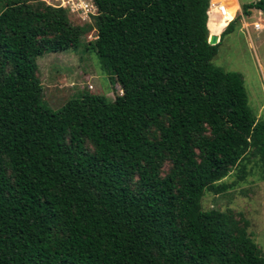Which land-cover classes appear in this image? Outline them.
Instances as JSON below:
<instances>
[{"label":"trees","instance_id":"obj_1","mask_svg":"<svg viewBox=\"0 0 264 264\" xmlns=\"http://www.w3.org/2000/svg\"><path fill=\"white\" fill-rule=\"evenodd\" d=\"M94 3L73 26L65 8L0 0V264H264L248 219L204 207L264 182V120L242 74L213 63L211 0ZM92 31L122 93L54 112L37 61Z\"/></svg>","mask_w":264,"mask_h":264},{"label":"rangeland","instance_id":"obj_2","mask_svg":"<svg viewBox=\"0 0 264 264\" xmlns=\"http://www.w3.org/2000/svg\"><path fill=\"white\" fill-rule=\"evenodd\" d=\"M39 1L58 7L59 0ZM82 1L84 0H63L62 2V7L69 11L73 26L92 23L93 14L88 11H93V7L96 9L94 15L98 13L94 0L88 1L89 8ZM239 1L242 5H248L261 0ZM227 3L231 6V12L226 20H231L238 2L233 0ZM235 15L241 17L238 12ZM259 18L264 23V15L263 17L254 15L247 19L250 23L249 33L245 31L241 22H238L233 33L223 36L222 43L218 47V55L213 63L227 72L242 74L248 91L249 106L258 118L264 120V30L256 32L251 25L258 22ZM95 38L92 31L82 36L81 45L76 50L67 53H51L38 59L39 76L44 89L43 101L50 110L60 111L65 104L79 97L83 91H92L105 96L109 101H114L116 94L122 93L115 77L102 67L98 55L93 50H86L87 43ZM233 180L234 177H230L227 181ZM204 207L221 211L230 209L236 214L243 215L251 222L250 232L264 253L263 181L252 177L249 182L243 183L228 194L207 196Z\"/></svg>","mask_w":264,"mask_h":264},{"label":"crops","instance_id":"obj_3","mask_svg":"<svg viewBox=\"0 0 264 264\" xmlns=\"http://www.w3.org/2000/svg\"><path fill=\"white\" fill-rule=\"evenodd\" d=\"M226 1L230 2V1H233V0H226ZM237 2H238V7L233 11V18L237 17L235 15L236 12H238L240 15L243 13V11H242V6L243 5L240 3L239 0H237ZM212 3H214L213 0H211V6H210V9H209L208 27H209V31H210V36L211 35L218 36V39H219L218 43H219L222 40L223 32L225 31L226 27L228 26V24L230 22L228 24H226V23H223V22L219 21V19L216 16H211ZM228 7H229V11L231 12V10H230L231 6L229 4H228ZM251 15L252 16L249 15V17L246 18V19H242L240 17V19H241L240 22H241L242 26L244 27L245 31L248 32V33L250 32V23H248L247 19L253 17L254 15H258L259 17H263L264 11H262V10H254L251 13ZM231 20H228V21H231ZM258 22H261L262 29L260 31H256V30L255 31L256 32H261L262 30H264V23L261 21L260 18L258 19ZM254 23H256V22H254ZM253 24H251L252 27H253ZM209 39H210V37H209Z\"/></svg>","mask_w":264,"mask_h":264},{"label":"built area","instance_id":"obj_4","mask_svg":"<svg viewBox=\"0 0 264 264\" xmlns=\"http://www.w3.org/2000/svg\"><path fill=\"white\" fill-rule=\"evenodd\" d=\"M88 1L89 0H84L82 2L84 3V5L88 6ZM62 2H63V0H59L58 1V7L59 8H65V7H62L63 6L62 5ZM76 3H77V1H76ZM87 8H89V6ZM88 12H90V13H92L94 15L96 13V9L93 7V11L90 10ZM229 13H230V11H229L228 3H227L226 0L216 1V2L212 3L211 16H216L219 19V21L228 24L229 22H231L232 20H234V18L231 21L226 20V17H227V15ZM248 17L249 16H246L243 13L241 14V18L242 19H246ZM253 29L256 30V31H260L262 29L261 22L254 23L253 24Z\"/></svg>","mask_w":264,"mask_h":264},{"label":"water","instance_id":"obj_5","mask_svg":"<svg viewBox=\"0 0 264 264\" xmlns=\"http://www.w3.org/2000/svg\"><path fill=\"white\" fill-rule=\"evenodd\" d=\"M218 36H216V35H211L210 36V39H209V44L211 45V46H215V45H217L218 44Z\"/></svg>","mask_w":264,"mask_h":264},{"label":"clouds","instance_id":"obj_6","mask_svg":"<svg viewBox=\"0 0 264 264\" xmlns=\"http://www.w3.org/2000/svg\"><path fill=\"white\" fill-rule=\"evenodd\" d=\"M235 18H236V17H235ZM235 18H234V19H235ZM232 21H233V20H232ZM232 21H231V22H232ZM231 22H230V23H231Z\"/></svg>","mask_w":264,"mask_h":264}]
</instances>
